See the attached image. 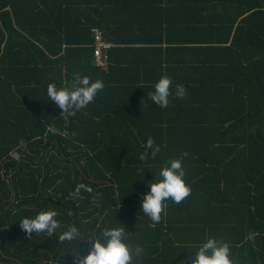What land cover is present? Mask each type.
Segmentation results:
<instances>
[{
    "label": "trees",
    "instance_id": "trees-1",
    "mask_svg": "<svg viewBox=\"0 0 264 264\" xmlns=\"http://www.w3.org/2000/svg\"><path fill=\"white\" fill-rule=\"evenodd\" d=\"M95 28L111 43L107 69ZM74 74L104 88L65 125L46 90ZM162 75L167 108L148 96ZM185 152L191 195L153 225L144 194ZM81 183L93 192L72 197ZM48 209L61 228L29 239L20 220ZM72 225L84 239L123 226L144 249L137 264H180L209 237L236 264H264V0H0V264H75L70 252L92 242L60 243Z\"/></svg>",
    "mask_w": 264,
    "mask_h": 264
},
{
    "label": "clouds",
    "instance_id": "clouds-1",
    "mask_svg": "<svg viewBox=\"0 0 264 264\" xmlns=\"http://www.w3.org/2000/svg\"><path fill=\"white\" fill-rule=\"evenodd\" d=\"M103 69H107V67ZM171 87V78L167 75H162L155 83L154 91L148 93L149 99L157 106L167 108L169 106V97L172 95ZM103 88L104 83L99 79L90 81L87 76L81 77L79 74H74L71 87L57 88L55 84L50 83L47 86L46 95L49 100L62 110L60 116L64 120L65 125H67L70 118L75 117L78 111L92 103L97 93L102 91ZM185 95L186 89L184 86L177 85L175 89L176 98L183 99ZM48 131L64 137L69 136L66 127L61 131L57 127L49 125ZM71 135L74 136L75 133H71ZM17 147L27 150L26 141L21 138ZM145 148L152 150L151 157L153 159L160 151L158 145L154 146V141L151 137L147 139ZM10 155L17 161L21 159L20 152L17 150H13ZM148 156L149 153L146 151L140 154L139 159L145 161ZM185 156H187L186 152L182 153L180 157L170 160L166 166L161 167L158 173L160 179L151 182L150 191L144 194L142 212L150 218L153 225L161 222L162 213L165 212L167 207L166 201L172 200L174 203L180 204L191 195V187L184 180L185 170L182 160ZM81 190L88 193L93 192L90 186L81 183L76 185L75 190L70 195L77 198ZM68 214L72 215L71 212ZM57 215L58 213L55 210H42L33 218H22L20 227L29 239L34 233H43L48 237H53L57 230L61 228L59 221L56 219ZM130 233L123 226L105 227L98 238L84 239L81 237L79 229L72 225L60 232L58 241L60 243L65 241L75 242V244L80 240L92 242L90 250L83 258H81L79 248L77 252H70L75 264H137L144 249L139 244L126 242ZM254 235V233L250 234L249 239H253ZM190 247L196 248V251L194 253L189 252L184 259L179 261L180 264H186V261H191V264H236V261L230 258V245L222 240L209 237L205 242L198 245L192 244Z\"/></svg>",
    "mask_w": 264,
    "mask_h": 264
},
{
    "label": "built area",
    "instance_id": "built-area-1",
    "mask_svg": "<svg viewBox=\"0 0 264 264\" xmlns=\"http://www.w3.org/2000/svg\"><path fill=\"white\" fill-rule=\"evenodd\" d=\"M95 43H94V59L96 65L106 68L107 63V49L110 46L109 41L105 38V34L99 28L93 29Z\"/></svg>",
    "mask_w": 264,
    "mask_h": 264
}]
</instances>
